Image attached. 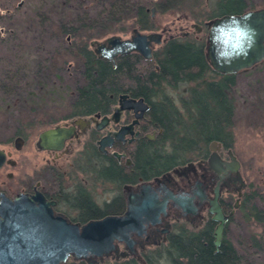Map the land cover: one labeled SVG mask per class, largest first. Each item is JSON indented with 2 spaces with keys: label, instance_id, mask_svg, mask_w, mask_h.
Listing matches in <instances>:
<instances>
[{
  "label": "rangeland",
  "instance_id": "374dc122",
  "mask_svg": "<svg viewBox=\"0 0 264 264\" xmlns=\"http://www.w3.org/2000/svg\"><path fill=\"white\" fill-rule=\"evenodd\" d=\"M114 1L117 0H6L0 5V14L8 16L0 26V38L4 40L0 44V148L13 152L12 157L18 160V166L8 167L9 170L22 173L43 165L46 154L35 147L39 133L71 114L72 91L79 81L78 56L72 48L73 36L63 34L62 28H74L76 34L86 37L102 31L106 25L107 33L93 38L98 41L113 34L129 36L130 29L121 30L130 23L129 13L109 18L101 12L104 4ZM161 1L142 3L149 12L154 8L153 17L158 23L155 31L162 33L163 38L189 32V38L206 39V23L217 16V0H197L193 5L164 12L155 7ZM244 4L242 11L264 8V0H244ZM238 7L237 3L224 4L218 10L232 11ZM118 16L122 20L115 21ZM194 24L201 28L199 32ZM6 28L12 31L6 32ZM93 39L86 41L90 50L89 42ZM230 98V147L240 162L246 187L245 204L226 224L224 237L237 249L242 264H264V59L234 73ZM16 132L23 133L25 138L19 152L13 146ZM78 148L74 145L73 149ZM184 158L195 157L188 153ZM94 193L102 198L101 187H96ZM259 197L262 213L254 217L249 211ZM184 225L199 229L203 222Z\"/></svg>",
  "mask_w": 264,
  "mask_h": 264
},
{
  "label": "trees",
  "instance_id": "16d2710c",
  "mask_svg": "<svg viewBox=\"0 0 264 264\" xmlns=\"http://www.w3.org/2000/svg\"><path fill=\"white\" fill-rule=\"evenodd\" d=\"M5 1L0 0V5L3 6ZM196 1L163 0L155 7L164 12L193 5ZM235 3L239 7L232 11L218 10L221 5ZM215 7L216 17H219L240 14L244 12L245 4L244 0H217ZM101 12L109 18H115L121 12L129 13L130 23L121 30L137 28L153 31L158 28L157 19L142 0H117L104 4ZM6 18L8 16L0 14V26L3 27ZM114 20L122 19L118 16ZM9 30L6 28L5 31H12ZM61 31L73 36L72 48L78 56L76 74L79 81L72 91L71 114L103 111L104 105L112 101L111 95L116 97L123 93L143 97L152 105L153 111L162 113L155 122V127L162 129L157 143L141 141L145 150L138 147L130 152L134 162L132 179L136 176L148 178L170 166L197 159L206 152V145L211 140L231 146L233 104L230 90L234 85V74H221L210 67L206 59V39L174 38L154 51L152 59L128 53L118 56L113 67L111 62L97 58L86 43L87 39L105 35L106 25L102 31L86 37L76 34L74 28L63 27ZM3 41L0 38V44ZM188 153L195 158L186 160L184 157ZM143 161L147 162L146 165ZM244 204L245 200L242 199L240 208ZM261 205L259 197L251 205L249 214L258 217L262 213ZM213 228L214 222L211 220L199 229L185 225L175 228L164 245L147 252L145 264H242L241 255L224 236L218 249L215 248ZM68 264L87 263L70 260ZM98 264L141 263L136 258H125L106 259Z\"/></svg>",
  "mask_w": 264,
  "mask_h": 264
},
{
  "label": "water",
  "instance_id": "95a60500",
  "mask_svg": "<svg viewBox=\"0 0 264 264\" xmlns=\"http://www.w3.org/2000/svg\"><path fill=\"white\" fill-rule=\"evenodd\" d=\"M154 13V8L151 10ZM206 59L210 67L221 74H234L247 69L264 59V8L244 11L240 14H224L206 23ZM197 32L200 27L193 25ZM162 34L157 31L133 29L129 37L110 35L103 41L93 39L89 46L100 58L112 63L115 58L131 52L139 53L144 58L151 57L153 45L161 43ZM148 110V105L142 98H132L128 94L118 96L117 105L111 117L102 116L103 128L110 120L118 122L123 111H133L135 120L142 117ZM99 117V115H96ZM82 119L75 121L80 124ZM132 124L122 126L117 132L103 136L98 141L99 151L105 152L110 147L113 138L122 140L130 131ZM74 126H56L41 131L36 141L40 150H61L65 140L73 136ZM23 139L17 136L15 148L19 149ZM220 142L209 143L210 154L206 160L208 166L216 173L229 172V181L237 184L238 197L234 208L224 213L219 203V192L216 190L209 200L208 213L215 227L212 232L213 244L220 246L227 222L239 205L241 190L246 186L240 172V162L228 148V160L219 156L217 149ZM117 157L121 154L115 152ZM6 154L0 149V167ZM126 163L130 164L129 158ZM195 164L190 162L184 167L175 168L172 173L180 175ZM126 210L121 215H107L90 220L82 225L69 221L66 217L56 214L52 208L53 202L36 192L28 196L20 194L10 199L0 195V264H68L69 260H83L87 264H98L104 260L119 259V257L135 256L132 239L134 233L141 235L145 227L158 222L165 212L167 198L160 200L150 183H142L138 191H132L131 186H125ZM175 204L189 211L193 198L174 197L168 192ZM195 212V211H194ZM124 244V251H119L118 244ZM137 256V255H136ZM141 264L143 259L137 256Z\"/></svg>",
  "mask_w": 264,
  "mask_h": 264
},
{
  "label": "flooded vegetation",
  "instance_id": "af4514ba",
  "mask_svg": "<svg viewBox=\"0 0 264 264\" xmlns=\"http://www.w3.org/2000/svg\"><path fill=\"white\" fill-rule=\"evenodd\" d=\"M189 35V32H186L181 36L169 35L167 38H163L162 34L161 43L151 47V57L147 59H152L154 51L168 40L179 37L189 38ZM196 39L202 38L196 36ZM91 51L93 52V50ZM95 56L102 59L97 54ZM119 95L116 97L111 95L112 101L104 105L103 111L71 114L47 127L74 126L75 131L71 138L65 140L61 150H40L36 147L35 142V147L46 154L44 164L40 167H36L31 171L15 173L9 170L8 167L16 168L18 160L12 157L13 152L0 148L6 154L5 161L0 167V195L3 194L13 199L20 194L31 196L38 192L46 200L53 202L52 208L56 214L82 225L90 220L99 219L107 215L123 214L126 210L125 186H131L132 191H138L142 183H150L160 200L167 198L168 202L165 212L160 215L158 222L155 224L149 223L141 235L134 233L131 236L135 241V256L119 257V259H137V256H139L144 261L147 252L151 250L150 246L158 247L164 245L175 228L181 227L184 223L197 224L203 222L204 225L211 220V214L208 213L209 200L213 197L216 190L219 192V203L224 213L231 211L238 197L237 184H233L228 179V175L234 176V174L229 172L216 173L206 163L211 152L209 143L213 140L207 143L206 152L197 159L170 166L148 178L136 176L135 179H132L134 162L130 152L138 149V147L141 150H145V145L141 141L157 143L162 134V129L155 127V122L162 113L153 111L152 105L143 97H134L128 94L135 99L142 98L148 105V110L142 114V117L137 118V122L133 123L135 120L133 111H123L118 122L110 120L103 128H97V125H101L100 118L102 116L111 117ZM96 115H99V117ZM79 119H82V121L80 124H76L75 121ZM131 124V130L126 133L122 140L113 138L112 145L106 147L105 152L99 151L98 141L103 136L108 133L112 136V133L117 132L122 126ZM17 136L23 139L19 149L14 146V140ZM218 142H220V147L217 149L219 156L223 160H228L226 152L231 147L226 146L221 141ZM24 144L23 133L16 132L13 139L15 151L19 152ZM74 145L79 146V148L74 150ZM115 152L121 154V156L117 157L114 154ZM64 155H69V158L63 159ZM127 158L130 159V164L126 163ZM143 162L146 165L147 162ZM190 162L195 164L194 169H190L180 175L172 173L173 169L184 167ZM98 186L102 189V198L96 197L94 193L95 188ZM244 188L241 190L239 205L234 209V213L241 206ZM168 192L174 197L193 198L189 211L178 207L174 200L170 198ZM224 195H229V198H225ZM231 199L234 202H231ZM215 224L214 222V227ZM118 247L119 251L125 250L123 243H119Z\"/></svg>",
  "mask_w": 264,
  "mask_h": 264
}]
</instances>
